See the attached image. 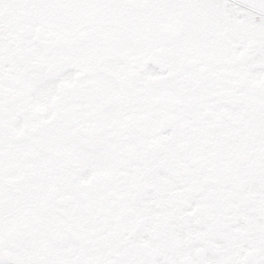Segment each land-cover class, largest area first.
<instances>
[{
	"label": "snow or ice",
	"instance_id": "snow-or-ice-1",
	"mask_svg": "<svg viewBox=\"0 0 264 264\" xmlns=\"http://www.w3.org/2000/svg\"><path fill=\"white\" fill-rule=\"evenodd\" d=\"M0 264H264V0H0Z\"/></svg>",
	"mask_w": 264,
	"mask_h": 264
}]
</instances>
